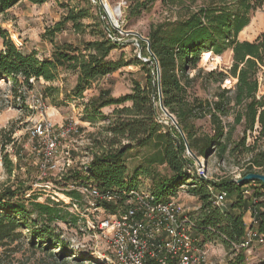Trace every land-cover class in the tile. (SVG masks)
<instances>
[{
  "label": "trees",
  "instance_id": "1",
  "mask_svg": "<svg viewBox=\"0 0 264 264\" xmlns=\"http://www.w3.org/2000/svg\"><path fill=\"white\" fill-rule=\"evenodd\" d=\"M20 1L0 0V16ZM28 1L41 5L48 0ZM148 1L126 0L129 16H140L148 8ZM161 3L170 11L171 18L149 27L146 38L151 54L146 56L152 65L136 59L145 72V83L134 82L128 94L115 97L102 92L89 100L86 113L91 122L98 116L104 118L103 107L114 109L106 117L109 123L105 138L98 142L99 151L73 177L80 184L115 194L118 203L103 204L111 212L124 203L130 190L139 186L140 177L150 179L148 188L157 199L175 197L179 189H185L200 202L197 216L190 215L194 233L204 240L216 237L225 246L238 247L246 234L242 209L249 200L243 198L241 189L251 183L261 184H238L228 177L219 181L198 177L187 147L196 157L206 160L215 153L219 159L231 157L239 165L237 159L244 157L242 176L249 172L264 174V96L258 95L259 78H264V31L252 41L238 38L254 12L264 6V0H161ZM82 19H91L93 24L85 25ZM66 23L79 34L90 27L89 34L95 39L84 41L82 49L56 44L51 58L39 59L35 51L23 53L15 45L0 19L3 39L0 78L12 82L14 89L18 85L32 89L31 79L52 81L62 66L77 74L73 94L82 97L96 77L124 66L121 60L108 58L120 44L108 37L105 27L89 8H67L65 16L47 31L49 38L52 40ZM142 48H147L145 42ZM226 51H231L232 63L225 71H204L198 67L202 54L222 55ZM152 57L159 68L158 82ZM199 79L217 85L212 99H201L192 92ZM228 79L235 83L230 88L223 87ZM158 87L164 108L175 117L181 132L175 126L159 122L155 105L159 101ZM205 118L210 124L209 133L201 132L195 123ZM252 132L256 135L248 144L246 138ZM11 142L6 139L3 145ZM133 150L136 153L132 156L139 157V161L130 169L128 153ZM1 155L5 171L11 174L15 163L8 152ZM162 166L167 169L164 173L158 170ZM211 188L233 196L227 210L215 204ZM31 190L30 186L17 185L14 189L0 186V263L6 254L11 256L27 246L51 257L54 264H86L91 259L69 249L59 225L74 224L78 216L60 201L39 202L36 195L27 196ZM68 194L73 204L82 198L76 191ZM252 197L256 230L264 236V190H253ZM232 264L244 263L238 257ZM255 264H264V260Z\"/></svg>",
  "mask_w": 264,
  "mask_h": 264
},
{
  "label": "rangeland",
  "instance_id": "2",
  "mask_svg": "<svg viewBox=\"0 0 264 264\" xmlns=\"http://www.w3.org/2000/svg\"><path fill=\"white\" fill-rule=\"evenodd\" d=\"M106 2L114 14H119L117 7L121 6L122 13L117 22L111 21L106 16L100 0H48L41 5L22 0L0 16L2 27L7 30L9 38L13 42L18 40L22 43L19 48L23 53L35 51L39 59L51 58L56 44H70L82 49L81 44L84 41L95 39L89 34L90 27H86L85 32L79 34L72 29L70 23H66L61 31L55 33L52 40L49 38L47 31L65 16L67 8H89L102 26L109 28L113 36L121 41L120 46L112 50L108 58L112 61L121 60L124 66L111 74L96 77L84 90L82 97H76L73 94L77 74L62 66L58 68L57 76L52 81L31 80L32 89L20 85L15 86L14 89L12 82L0 78V134H2L0 135V186L12 189L17 185L30 186L32 190L27 196L34 194L39 202L60 201L68 206V209L78 218L77 222L71 225L59 223L63 230V238L68 242L70 250L79 256L91 259L87 260L86 264H118L108 240L96 228L94 230L91 228V224L93 222L97 224L99 218L104 215H92L91 211L86 209V200L90 199L81 195L78 190L80 181L73 177L89 163L93 154L99 151L98 142L105 138L109 123L106 117L111 115L114 106L103 107L101 112L104 118L98 116L92 122L88 119L89 113H86V106L89 100L96 98L99 93H109L118 97L130 93L134 82L142 85L145 83V72L136 63V59L146 60V62L149 60L146 54L150 53L142 46L143 42L146 43L144 39H147L150 25L171 18L170 11L162 5L161 0H149L148 8L138 17L129 16V4L126 0H106ZM82 22L85 25L93 24L91 19H82ZM112 23L118 25V29H115L116 33L112 29ZM263 31L264 9L259 8L253 14L252 23L240 33L239 38L252 41ZM134 40L138 41V45L134 43ZM2 48L3 39L0 37V49ZM203 55L200 57L198 67L204 71L213 69L225 71L232 63L231 51H226L222 55L211 54L206 62H203ZM200 80L195 82L192 92L201 99H212L217 85ZM234 83L235 80L228 79L222 86L230 88ZM258 95L264 96L263 77L259 78ZM155 105L158 108L159 122L175 126L160 108L159 101ZM46 121L53 125V136L56 138L58 151L50 160L45 156V141L32 133L37 124ZM195 123L201 132H210L208 118L197 120ZM74 125L76 131L71 130ZM62 130H66V133L61 136ZM237 134H240L239 131ZM255 135V132L248 133L246 142L251 144ZM9 138L13 142L3 145ZM3 150L8 152L10 159L15 163V169L11 174H8L3 166L1 160ZM67 150L69 155H65ZM134 153H136L134 150L128 153L127 162L130 169L139 161V157L132 156ZM187 154L192 157L188 152ZM198 158L204 165L197 166V161L193 157L195 173L202 168L203 177L209 180L219 181L228 177L236 181L243 174L244 157L237 159L239 165L235 164L236 160L234 161L233 158L226 157L221 160L215 153L211 154L207 160L203 157ZM52 165L54 167H51ZM158 170L162 173L167 171L164 166L159 167ZM138 185L150 187V179L140 177ZM241 190L243 198L249 199L247 206L242 209L244 222L248 226L254 211L253 197L251 198L253 190L260 192L264 188L259 184L251 183V185L243 186ZM70 191H76L82 196L78 199L79 203H75L79 212L70 205L71 202L73 204L68 194ZM211 191L214 189L211 188ZM222 192L226 193L227 206L224 209L227 210L233 196L227 191L222 190ZM174 199L185 214L197 216L200 202L196 197L190 195L185 189H179ZM199 240L206 252V262L201 264H232L238 257L244 264H255L264 260V243H253L242 249L233 245L225 246L216 237L207 240L199 237ZM5 256L6 259H3L0 264H54L51 257L41 251H33L27 246L11 256L7 254Z\"/></svg>",
  "mask_w": 264,
  "mask_h": 264
},
{
  "label": "built area",
  "instance_id": "3",
  "mask_svg": "<svg viewBox=\"0 0 264 264\" xmlns=\"http://www.w3.org/2000/svg\"><path fill=\"white\" fill-rule=\"evenodd\" d=\"M106 3V0H100L103 12L111 21L117 22L122 13L121 6L117 7L119 14H114L111 18L106 10ZM111 25L113 30L118 29V25L113 23ZM111 35L112 38L109 34L108 37L112 41L119 40L113 36L112 32ZM14 43L17 47L22 46L18 40ZM75 127V125L71 127V130L76 131ZM32 133L45 141V156L50 160L58 152L56 138L53 136V125L47 121L39 123ZM65 133L66 130H62L60 135ZM65 155H69L68 150L65 151ZM196 165L202 167L197 163ZM198 170L197 176H203L202 168ZM78 190L81 195L90 199L86 200V209L90 210L92 215H104L99 218L97 224L93 222L91 228L93 230L96 228L108 240L118 264H201L206 262L205 249L193 230L194 221L189 214L183 212L174 197L157 199L150 188L138 186L130 190L124 203L111 212L103 205L111 202L118 203L117 196L111 191L83 184H79ZM214 197L217 206H227L225 192H216ZM72 206L75 209L77 207L76 204ZM76 211L79 212V209ZM256 225L257 221L252 215L245 239L238 246L239 248L249 247L253 243H264V236L256 230Z\"/></svg>",
  "mask_w": 264,
  "mask_h": 264
},
{
  "label": "water",
  "instance_id": "4",
  "mask_svg": "<svg viewBox=\"0 0 264 264\" xmlns=\"http://www.w3.org/2000/svg\"><path fill=\"white\" fill-rule=\"evenodd\" d=\"M107 33L110 35V37L112 38V35H111V32L105 27ZM140 37V36H139ZM142 38V37H140ZM144 39V38H142ZM115 40V39H114ZM146 41V44H147V50L148 52L150 53V45H149V42L147 39H144ZM114 42L120 44L121 41L120 40H115ZM134 43H136L138 45V41L137 40H134ZM151 54V53H150ZM153 61H154V58L152 57ZM143 61H146V60H143ZM147 62H152V60H148ZM153 65H155V69H156V79H157V82L159 81V68H158V65L156 63L153 62ZM158 91H159V103H160V108L165 112L166 116L173 122V124L176 126V128H178L179 132H181V130L179 129L178 125H177V122H176V119L175 117L170 114L163 106L162 104V101H161V93H160V90H159V87H158ZM187 152L189 154H191L197 161V163L199 165H204V164H201L200 160L198 157H196L192 152L191 150L187 147ZM201 178H204L203 176H201ZM236 182L238 184H243L245 182H258L260 183L261 185L264 186V174L263 173H258V172H249V173H246L244 174L243 176H240Z\"/></svg>",
  "mask_w": 264,
  "mask_h": 264
},
{
  "label": "bare ground",
  "instance_id": "5",
  "mask_svg": "<svg viewBox=\"0 0 264 264\" xmlns=\"http://www.w3.org/2000/svg\"><path fill=\"white\" fill-rule=\"evenodd\" d=\"M106 10L108 11V14L110 15L111 18H113L114 12L113 10L107 5ZM211 54L207 53L203 55V62H206L209 60Z\"/></svg>",
  "mask_w": 264,
  "mask_h": 264
},
{
  "label": "crops",
  "instance_id": "6",
  "mask_svg": "<svg viewBox=\"0 0 264 264\" xmlns=\"http://www.w3.org/2000/svg\"><path fill=\"white\" fill-rule=\"evenodd\" d=\"M261 8H263V9H264V6H262ZM252 19H253V16H252V18H251V21H250V23H249V25H248V26H250V24L252 23ZM248 26H247V27H248ZM247 27H245V28H247ZM245 28H244V29H245ZM244 29H243V30H244ZM243 30H242V31H243ZM242 31H241V32H242ZM241 32H240V33H241ZM240 33H239V35H240ZM238 38H239V36H238ZM239 39H240V38H239ZM240 40H241V39H240Z\"/></svg>",
  "mask_w": 264,
  "mask_h": 264
}]
</instances>
